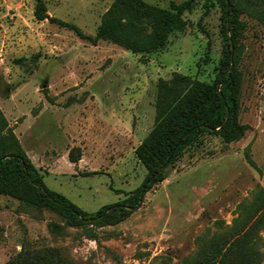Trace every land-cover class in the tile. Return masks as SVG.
I'll return each instance as SVG.
<instances>
[{
	"label": "rangeland",
	"instance_id": "rangeland-1",
	"mask_svg": "<svg viewBox=\"0 0 264 264\" xmlns=\"http://www.w3.org/2000/svg\"><path fill=\"white\" fill-rule=\"evenodd\" d=\"M43 1L49 15L89 35L112 2ZM145 1L168 6L183 0ZM33 8L34 0H0V110L32 174L94 212L131 195L146 178L136 148L154 124L158 78L177 71L213 79L221 11L216 3L206 9L204 0H193L182 13L184 30L169 34L157 51L133 53L37 19ZM241 19L243 136L226 142L214 133L200 135L116 223L68 225L54 211L0 193V264L22 247L47 246L58 249L63 264H193L227 235L243 233L232 225L243 217L240 203L249 204L247 214L256 212L250 221L264 214V23L246 13ZM77 147L79 159L72 161L68 152L76 154ZM256 234L264 263V226ZM239 247L243 252V242Z\"/></svg>",
	"mask_w": 264,
	"mask_h": 264
},
{
	"label": "trees",
	"instance_id": "trees-1",
	"mask_svg": "<svg viewBox=\"0 0 264 264\" xmlns=\"http://www.w3.org/2000/svg\"><path fill=\"white\" fill-rule=\"evenodd\" d=\"M192 1H170L168 6H158L145 0H112L101 15L94 35L83 33L74 23L49 15L43 0H34L33 15L71 29L92 43L104 39L133 53H151L166 45L169 34L185 29L186 20L182 13L191 7ZM214 3L221 11L222 40L214 77L205 81L175 71L168 79L158 78L154 124L136 148L137 157L147 169V175L131 195L94 212H87L63 195L48 190L32 174L34 166L13 129L7 126L1 110L0 193L54 211L68 225L116 223L139 205L150 185L163 179V172L169 163L200 135L214 133L226 142L240 139L246 129V125L238 121L241 14L246 13L264 23V0H204V7L208 9ZM4 128L5 131H2ZM77 151L75 154L72 148L69 150L68 156L72 161L79 159V147ZM155 172L156 176L148 182ZM259 191L263 193L264 201V192ZM248 205L245 201L239 204L243 217L241 212L232 223L237 231L243 230V233L227 235L193 264H264L255 240L257 230L264 226V219L260 218L264 214L250 221L256 212L247 214ZM55 226L49 225L50 230L54 231ZM241 242L243 252H240ZM4 264L63 263L58 249L47 246L22 247Z\"/></svg>",
	"mask_w": 264,
	"mask_h": 264
},
{
	"label": "water",
	"instance_id": "water-1",
	"mask_svg": "<svg viewBox=\"0 0 264 264\" xmlns=\"http://www.w3.org/2000/svg\"><path fill=\"white\" fill-rule=\"evenodd\" d=\"M41 86H46V83H43ZM156 174H157V172H155V173H153L150 177H149V179L147 180L148 182H151L152 181V179L156 176Z\"/></svg>",
	"mask_w": 264,
	"mask_h": 264
},
{
	"label": "crops",
	"instance_id": "crops-1",
	"mask_svg": "<svg viewBox=\"0 0 264 264\" xmlns=\"http://www.w3.org/2000/svg\"><path fill=\"white\" fill-rule=\"evenodd\" d=\"M14 130V129H13ZM15 131V130H14Z\"/></svg>",
	"mask_w": 264,
	"mask_h": 264
}]
</instances>
